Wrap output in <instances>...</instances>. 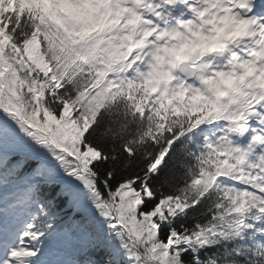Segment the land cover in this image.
<instances>
[{
  "label": "snow or ice",
  "instance_id": "snow-or-ice-1",
  "mask_svg": "<svg viewBox=\"0 0 264 264\" xmlns=\"http://www.w3.org/2000/svg\"><path fill=\"white\" fill-rule=\"evenodd\" d=\"M0 264H264V0H0Z\"/></svg>",
  "mask_w": 264,
  "mask_h": 264
}]
</instances>
